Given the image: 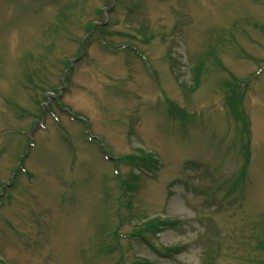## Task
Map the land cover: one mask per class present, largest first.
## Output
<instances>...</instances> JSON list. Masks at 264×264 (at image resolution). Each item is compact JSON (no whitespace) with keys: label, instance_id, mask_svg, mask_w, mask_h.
I'll list each match as a JSON object with an SVG mask.
<instances>
[{"label":"rangeland","instance_id":"rangeland-1","mask_svg":"<svg viewBox=\"0 0 264 264\" xmlns=\"http://www.w3.org/2000/svg\"><path fill=\"white\" fill-rule=\"evenodd\" d=\"M0 264H264V0H0Z\"/></svg>","mask_w":264,"mask_h":264},{"label":"trees","instance_id":"trees-1","mask_svg":"<svg viewBox=\"0 0 264 264\" xmlns=\"http://www.w3.org/2000/svg\"><path fill=\"white\" fill-rule=\"evenodd\" d=\"M233 91H235V87H232L231 88V91H230V95H232L233 94ZM233 107V106H232ZM233 109H235V106H234V108ZM142 169H145V170H148L149 171V169L148 168H146V167H144V166H142L141 167Z\"/></svg>","mask_w":264,"mask_h":264}]
</instances>
